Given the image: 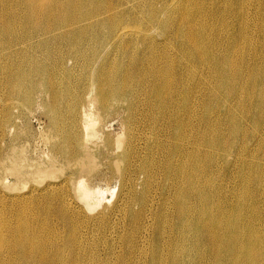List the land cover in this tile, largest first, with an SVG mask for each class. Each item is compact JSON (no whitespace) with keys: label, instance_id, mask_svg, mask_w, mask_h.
I'll return each mask as SVG.
<instances>
[{"label":"bare ground","instance_id":"bare-ground-1","mask_svg":"<svg viewBox=\"0 0 264 264\" xmlns=\"http://www.w3.org/2000/svg\"><path fill=\"white\" fill-rule=\"evenodd\" d=\"M0 139V264H264V0H0Z\"/></svg>","mask_w":264,"mask_h":264},{"label":"rangeland","instance_id":"rangeland-1","mask_svg":"<svg viewBox=\"0 0 264 264\" xmlns=\"http://www.w3.org/2000/svg\"><path fill=\"white\" fill-rule=\"evenodd\" d=\"M71 63H69V65H68V67L70 68V69H73L74 71H75V74H77L78 73V75L80 76L78 79H77V81L79 82V83H81V81H82V79H83V77H84V74L82 73V71L79 69V68H77V67H75V65H74V67H73V64H71ZM73 84H74V86L76 87V89H78V86H79V83H77L76 82V85H75V78H73ZM40 99H38L36 102L38 103H36V105L32 108V110L31 111H29V112H24V114H26V115H22L21 116V119H18V133H17V136H16V134H14V133H16L15 131H17V130H12L9 134H7L5 137H7L8 135V138H5L4 137V139L6 140V142L7 143H5V140L3 139V141H4V143L2 142V147L4 146L5 148H6V146H8L9 144L8 143H10V141H11V143H12V141H13V143L16 145V146H19L20 144V146H22L23 148H24V145H26L27 146V144H28V146L30 147L29 149H28V147H27V149L29 150L28 152L25 150V153H26V157H28L27 158V161L29 162L31 159V161L29 162V163H27L26 165H28V164H33L34 162L35 163H37L36 161H39L41 158L44 160V158H46L45 157V153H46V149H48L47 147V145H45V144H43V143H46L47 144V139H50L51 138V136H53V133L54 132H52L53 130L51 129V125L49 124V119H48V117L46 116V113L44 112V109L43 108H41V106H37V105H40L41 103V101L40 102H38ZM38 108V109H37ZM33 109H37L38 111L36 112L35 110H34V113L36 112V114H34V113H32L33 112ZM42 109H43V111H42ZM41 110V111H40ZM22 111V110H21ZM23 112V111H22ZM21 112V113H22ZM27 117V118H26ZM30 117V118H29ZM26 118V119H25ZM47 118V119H46ZM24 121V122H23ZM45 121V122H44ZM20 122H22V123H20ZM28 122V123H27ZM44 122V123H43ZM117 122H115V121H113V124H112V122H110V123H108V125L107 126H109V128H108V130H109V132H110V134H111V137L112 138H115L116 137V135L117 134H119V131H121V127L119 126V124H118V126H117ZM46 125H48V126H46ZM110 125H111V127L113 128V129H110L111 127H110ZM42 126H44V127H42ZM50 126V127H49ZM19 127H22V128H19ZM29 127V128H28ZM46 127H48V128H46ZM25 128V129H24ZM43 128H44V130H45V132H44V130H43ZM115 128V129H114ZM20 129H22L21 131H20ZM23 130H25V131H23ZM26 130H27V132H28V130H30L28 133L26 132ZM49 130H50V133H49ZM114 130V131H113ZM118 130V131H117ZM48 131V132H47ZM23 132H24V134H23ZM52 132V133H51ZM23 134V135H20V134ZM44 134V136H43V134ZM114 133V134H113ZM121 133V132H120ZM12 134H14V135H12ZM27 134V136H25ZM30 134H31V136H30ZM49 134V135H48ZM52 134V135H51ZM42 135V136H41ZM46 135H48L49 137H46ZM12 138H14V139H12L11 140V137ZM21 136H23V137H20ZM115 136V137H114ZM25 137H28V138H25ZM41 137H42V139H41ZM45 137L47 138V139H45ZM18 138V139H17ZM30 138V139H29ZM44 138V139H43ZM25 139V140H24ZM28 139V140H27ZM31 139H33V140H31ZM41 139V140H40ZM16 140V141H15ZM17 140H18V142H17ZM35 140V141H34ZM0 141H1V139H0ZM27 141V142H26ZM31 141H33V142H31ZM38 141V142H37ZM45 141V142H44ZM17 144H16V143ZM22 142V143H21ZM43 142V143H42ZM20 143V144H19ZM30 143V144H29ZM36 144V145H35ZM30 145H33V146H30ZM43 145V146H42ZM1 146V145H0ZM25 146V147H26ZM35 146V147H34ZM32 147V148H31ZM43 147H44V149H43ZM5 148H3V149H5ZM35 149V151L33 152V150ZM26 149V148H25ZM31 149H32V151H31ZM40 149V150H39ZM45 153H44V152ZM36 152V153H35ZM30 153H31V156H29L30 155ZM35 153V154H34ZM27 154H28V156H27ZM33 154H34V157H33ZM40 154V155H39ZM42 155H43V157H42ZM29 157H30V160H28L29 159ZM33 157V158H32ZM38 158H39V160H38ZM35 159H37V160H35ZM42 159L39 161V162H41V163H43V161H42ZM45 161H46V159H45ZM28 169L30 168L31 170L33 169L32 167H27ZM28 169H26V170H28ZM29 169V170H30ZM63 173V172H62ZM64 173L66 174V173H68V171H66V169L64 170ZM61 175V174H60ZM62 175H64V174H62ZM7 177V178H6ZM5 177V182L7 183V185L8 186H10V185H12V184H14L15 185V180L11 177V176H9V178H8V176H6ZM11 181V182H10ZM32 181V182H31ZM35 182V181H34ZM33 182V180H30V182L28 181V183H30L29 185L27 184V182L26 183H24L23 185L25 186L26 184V187H24V190H23V187L21 188V186H22V184H21V186H20V184H19V186H18V188H16V189H19L18 191H16V193H11V192H0L1 194H0V201L2 200V202H0L1 204H0V207H1V209L3 210V209H7V214L5 213V216L7 215V217H8V219L9 220H11V222H15L16 220H15V217L16 216H14V213H15V215H16V211H15V208L17 207V205L12 201L14 198L12 197V196H14V195H17V192H18V194H20V195H24V194H27L28 192H30L31 190H35V189H40V185H39V183H38V185H36L37 183H34ZM104 184V185H103ZM111 185V186H110ZM110 185H108V187H107V185H105V183H101L100 184V186H101V188H103V189H107V188H110V189H108L109 190V192L107 193V195H106V200H104L103 201V206H106V207H109V206H111L112 205V203L114 202V200H115V198L114 197H116L115 195H117L118 194V192H119V186H117L118 185V183L116 182V181H114V182H112ZM28 186V187H27ZM110 186V187H109ZM30 187V188H29ZM105 187V188H104ZM23 190H21V189ZM22 192H21V191ZM26 191H28V192H26ZM112 191H114V192H112ZM117 191V192H116ZM21 192V193H20ZM26 192V193H25ZM3 194V196H1ZM6 194H7V196H6ZM109 194H112V195H109ZM12 195V196H11ZM5 196V197H4ZM11 196V197H10ZM2 197V198H1ZM108 199V200H107ZM3 201H4V203L6 204H4L3 203ZM107 204H109V205H107ZM12 205V206H11ZM5 206V207H4ZM8 206V207H7ZM13 206H15V207H13ZM14 208V209H13ZM0 209V210H1ZM6 209H5V211H6ZM10 209V210H9ZM11 209H13L14 211L12 212V210ZM10 213V214H9ZM13 215V216H12ZM14 217V218H13ZM16 219H17V217H16ZM15 220V221H14Z\"/></svg>","mask_w":264,"mask_h":264}]
</instances>
